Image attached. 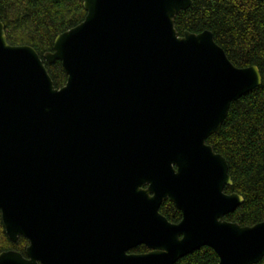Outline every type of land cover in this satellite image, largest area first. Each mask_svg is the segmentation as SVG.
<instances>
[{
  "label": "water",
  "instance_id": "1",
  "mask_svg": "<svg viewBox=\"0 0 264 264\" xmlns=\"http://www.w3.org/2000/svg\"><path fill=\"white\" fill-rule=\"evenodd\" d=\"M81 1L83 21L42 57L9 44L0 21V221L10 242L28 241L0 264H38L43 229L78 219L150 250L92 264H174L201 247L217 264L260 262L264 220H225L243 197L224 193L226 159L206 143L261 85L258 68L234 66L210 31L178 34L192 0ZM55 61L61 88L44 67ZM167 199L176 224L158 212Z\"/></svg>",
  "mask_w": 264,
  "mask_h": 264
},
{
  "label": "trees",
  "instance_id": "2",
  "mask_svg": "<svg viewBox=\"0 0 264 264\" xmlns=\"http://www.w3.org/2000/svg\"><path fill=\"white\" fill-rule=\"evenodd\" d=\"M84 16L81 0H0L8 43L31 46L40 57L52 51L57 35L81 23ZM174 27L180 36L210 31L234 66H256L260 72L261 85L230 104L219 133L206 141L226 159L232 185L224 193L243 197L225 220L240 226L259 223L264 220V0H192L176 16ZM44 67L55 88H61L66 76L60 62H44ZM159 212L172 223L181 219L169 201L161 204ZM25 243L21 237L15 244L10 242L0 221V253H23ZM217 263L216 253L201 247L174 264ZM257 264H264V257Z\"/></svg>",
  "mask_w": 264,
  "mask_h": 264
},
{
  "label": "flooded vegetation",
  "instance_id": "3",
  "mask_svg": "<svg viewBox=\"0 0 264 264\" xmlns=\"http://www.w3.org/2000/svg\"><path fill=\"white\" fill-rule=\"evenodd\" d=\"M166 201L171 202L167 199L161 204ZM159 214L161 215L160 212ZM115 232L117 233V229L111 228L107 224L104 226L101 224L100 226L82 219L61 222L54 231L43 229L41 258L38 264H92L94 255L101 262V260H104L103 258L115 256L121 252L123 245L122 242L120 243L121 234L119 233L116 236ZM24 240L26 243L23 253H19L26 257L25 248L28 246V241ZM139 247H143L145 251L139 252L137 250ZM122 252L129 255H140L149 253L150 250L145 245L139 244L127 251H124L123 248Z\"/></svg>",
  "mask_w": 264,
  "mask_h": 264
}]
</instances>
